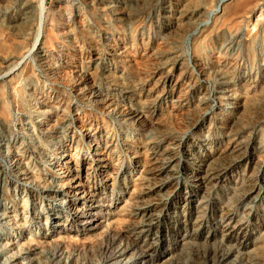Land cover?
<instances>
[{"label":"rangeland","instance_id":"rangeland-1","mask_svg":"<svg viewBox=\"0 0 264 264\" xmlns=\"http://www.w3.org/2000/svg\"><path fill=\"white\" fill-rule=\"evenodd\" d=\"M26 1L0 0V53L27 48L0 76V264H264V0H33L6 36ZM86 129L114 165L87 170Z\"/></svg>","mask_w":264,"mask_h":264},{"label":"bare ground","instance_id":"bare-ground-1","mask_svg":"<svg viewBox=\"0 0 264 264\" xmlns=\"http://www.w3.org/2000/svg\"><path fill=\"white\" fill-rule=\"evenodd\" d=\"M41 1V0H40ZM223 3L224 0H220L216 6V8L211 12L213 15L218 11V8H219V4L220 3ZM46 3V2H45ZM43 2H42V5H35L34 1L33 0H27L25 2V4L23 5V14L21 15V17L19 18H11L9 21H8V28L6 30V36L7 34H11V35H18V37L20 39H30L34 33H35V29H36V24L35 22L38 24V22L40 21V19L42 18L43 15V11H44V6H43ZM46 5V4H45ZM202 8V7H201ZM204 11V10H203ZM206 12V11H204ZM201 13V12H200ZM200 15V14H199ZM3 20V19H2ZM0 23H1V20H0ZM5 32V31H4ZM2 33V32H1ZM17 41V40H16ZM44 47V46H43ZM46 49V48H45ZM27 48H22V47H19L17 46V52L15 53H6L8 51H6L5 53H0V76H1V72L3 69H6V65H8L11 61H14V60H20L23 58V55L24 53L26 52ZM41 53H42V57L44 60H47L48 59V51L44 50V48H41ZM11 64V63H10ZM5 65V66H4ZM14 65V63H13ZM3 66V67H1ZM10 66V65H8ZM12 67H9V71H12L11 70ZM12 83V82H11ZM16 88V87H15ZM4 92V91H3ZM4 94V93H3ZM3 94H0V128H5L6 126V111L2 110V105H3ZM83 98H86V96L84 95ZM5 105V103H4ZM109 110L108 112L111 114L113 113H117L118 112V108L115 106V105H110L109 108L107 109ZM79 119H77L78 121ZM86 133V134H85ZM82 136H83V142H86V141H89L88 143V147L86 148L87 150V153H89L90 155H93V163L91 165L90 168H88L87 170H90L92 169L93 172H97L99 171L100 168V163L102 162H105L107 163L108 165H114V159H102L100 158V156H102V154L99 153V150L96 149V152L94 153V140L92 142V139H93V136L91 135L90 133V130L89 129H86L85 131H83L82 133ZM151 145V143H150ZM0 148H2V144H1V141H0ZM82 154L84 153L83 151H80ZM129 152L128 150L126 151H120L119 153V156H117V160H126V159H129ZM2 153V151L0 150V154ZM66 152H64L65 154ZM115 156V155H114ZM95 157H99V158H95ZM83 158V157H82ZM4 163H6L2 170H0L1 173H4V170L7 168L8 166V162H6V159L4 160ZM11 163V162H10ZM86 163V160L83 159L82 162H81V166L84 165ZM22 164V165H20ZM19 165L21 166L20 169H24V162L22 163L20 161ZM62 168V172H60L62 175H65L66 177H70L72 176V173L74 172V170H77L75 168H73V163L72 162H66V163H63L61 165ZM106 168V167H105ZM77 174H78V177L74 178L73 180L70 181V187L71 188H74L75 190H77V192L75 193V195H80L81 193L84 192V198L86 201H90V198H92L95 194V189L94 190H91L89 189L87 192L86 190H83V189H86V185H83L82 182H81V174H80V171L77 170L76 171ZM31 173H29V169L26 168V170L23 172H19L16 176V179H21V180H28L30 179V175ZM5 175V174H4ZM3 175V176H4ZM60 175V176H62ZM88 175V174H87ZM77 176V175H76ZM23 178V179H22ZM76 185L74 186L73 184ZM45 189V188H44ZM58 192V191H57ZM60 192V191H59ZM60 226V225H58Z\"/></svg>","mask_w":264,"mask_h":264}]
</instances>
